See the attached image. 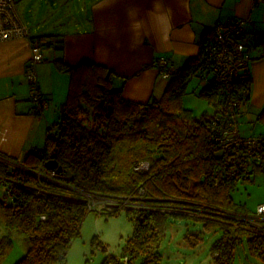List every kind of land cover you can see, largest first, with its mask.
I'll return each instance as SVG.
<instances>
[{
    "label": "trees",
    "instance_id": "trees-1",
    "mask_svg": "<svg viewBox=\"0 0 264 264\" xmlns=\"http://www.w3.org/2000/svg\"><path fill=\"white\" fill-rule=\"evenodd\" d=\"M46 37L51 35L36 36L42 49L53 44L45 42ZM55 62L69 76L55 129L48 130L42 147L24 153L20 165L15 158H8L12 165L0 161V178H6L10 187V195L0 197V222L9 232L21 233L27 242L25 253L14 264H67L71 243L80 235L89 211L88 198L82 193L93 194L95 201L130 196L142 205L196 202L228 209L235 206L230 191L236 182L255 171L264 172L256 163L236 175L226 173L220 181L213 178L222 160L204 126L208 111L195 116L183 106L188 81L203 71L200 49L171 74L162 95L147 102L124 98L112 87L111 70L103 64L82 61L71 65L62 58ZM218 88L208 78L197 93L212 110L217 106ZM257 119L264 121V109ZM49 159L62 168L64 184L33 172ZM145 159L150 160L149 169L135 171L136 163ZM139 189L143 194L137 199ZM122 208L100 213L115 214ZM125 209L134 219L132 234L120 257L105 255L99 264H121L123 255L136 264H160L158 249L165 229L171 216L180 214L155 208ZM218 223L221 235L209 248L216 264H232L234 248L243 237L249 255L264 264V233ZM183 239L194 246L200 236L187 231ZM94 242L105 248L95 236ZM10 244L9 234L0 237V258Z\"/></svg>",
    "mask_w": 264,
    "mask_h": 264
},
{
    "label": "crops",
    "instance_id": "crops-1",
    "mask_svg": "<svg viewBox=\"0 0 264 264\" xmlns=\"http://www.w3.org/2000/svg\"><path fill=\"white\" fill-rule=\"evenodd\" d=\"M17 8L31 36L51 35L44 41H53L43 48V60L35 68L48 106L38 112L28 97L23 72L28 38L0 41V161L10 165L8 158L21 161L25 152L42 147L48 130L55 129L69 83L55 59L71 65L103 64L111 70L112 87L124 98L147 102L159 98L169 80L151 64L154 58L164 57L179 69L198 55L200 42L214 23L234 17L246 19L245 37L250 43L246 50L251 55L241 132L264 133L251 131L257 125L264 127V121L257 119L264 109V4L251 0H19ZM208 78L206 71H198L188 81L187 91L190 86L196 93ZM184 99L185 95L183 106L199 116ZM14 233L0 222V237L9 234L13 239ZM74 249L68 252L69 259L84 264V254ZM24 253L11 257L7 249L0 261L14 264Z\"/></svg>",
    "mask_w": 264,
    "mask_h": 264
},
{
    "label": "built area",
    "instance_id": "built-area-1",
    "mask_svg": "<svg viewBox=\"0 0 264 264\" xmlns=\"http://www.w3.org/2000/svg\"><path fill=\"white\" fill-rule=\"evenodd\" d=\"M253 3L264 4V0H251ZM246 19L234 17L212 25L210 34L204 36L199 49L202 59V69L208 73L218 84L217 106L204 116V126L208 138L216 146V154L221 157L222 164H217L213 171L215 181H220L226 173L236 175L247 166L258 164L264 168V133L243 134L241 122L243 119L242 105L245 97L249 96V58L251 55L246 50L249 41L245 37ZM26 37L29 41V55L24 66V76L28 83V97L38 112L48 106V100L38 86L36 64L43 60V49L39 40L30 35L28 23L21 17L16 0H0V41ZM151 64L158 68L163 78H169L176 72L164 57H157ZM239 84V85H238ZM16 165L21 161L16 160ZM150 160L145 159L136 163L134 170L147 171ZM39 178L64 184L61 179L66 176L56 169H48L40 165L33 171ZM6 178H0V185L4 194L10 195V187ZM82 193V192H81ZM87 209L101 212L117 207H128L133 210L155 208L162 211H173L174 206L164 204L142 205L136 200L127 197H105L97 201L90 193ZM143 190L139 189L136 198H142ZM103 201L104 207L98 208L96 203ZM178 211L198 215L203 218H216L259 233H264V202L257 204L252 212L240 211L235 206L232 208H215L202 203L177 206ZM177 211V210H175ZM102 249V246H98ZM121 264H136L130 262L128 255H123Z\"/></svg>",
    "mask_w": 264,
    "mask_h": 264
},
{
    "label": "rangeland",
    "instance_id": "rangeland-1",
    "mask_svg": "<svg viewBox=\"0 0 264 264\" xmlns=\"http://www.w3.org/2000/svg\"><path fill=\"white\" fill-rule=\"evenodd\" d=\"M16 2L18 3L19 0ZM192 82L194 81L192 80ZM192 89L193 87L189 86L184 101L193 107L194 113L200 115L204 110L212 111L213 106L196 94L199 90L194 93ZM253 129L264 132V127L260 125H257L256 128L253 127L251 131ZM230 192L238 210L254 211L258 203L264 202V172L255 171L248 177L239 179ZM0 194H3L1 186ZM96 206L103 208V201H98ZM173 206L174 210H177L175 212L180 216L172 215L169 219L163 241L158 249L161 255L160 264H216L213 260L214 254L210 255L209 248L213 241L221 235L222 229L218 222H226L216 218H203L187 212H180L177 208L178 205L173 204ZM133 228L134 219L125 208L115 214H109L107 211L102 213L95 210L88 211L82 221L80 235L72 241L69 251L75 248L77 254H84V264H99L102 258L109 254L120 257L125 240L132 234ZM187 231L199 234L200 241L196 245L192 246L184 241L183 235ZM94 236L105 244L104 249L99 248L95 242L92 243ZM7 249L11 257H17L20 253H24L27 249V242L23 235L15 231ZM67 263L74 264V261L67 256ZM0 264H7V262L0 261ZM232 264H261L258 259L249 255L244 237L234 248Z\"/></svg>",
    "mask_w": 264,
    "mask_h": 264
},
{
    "label": "water",
    "instance_id": "water-1",
    "mask_svg": "<svg viewBox=\"0 0 264 264\" xmlns=\"http://www.w3.org/2000/svg\"><path fill=\"white\" fill-rule=\"evenodd\" d=\"M44 166L48 169H57L58 171H61L62 168L57 164L56 160L49 159L44 162Z\"/></svg>",
    "mask_w": 264,
    "mask_h": 264
}]
</instances>
